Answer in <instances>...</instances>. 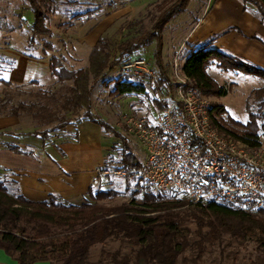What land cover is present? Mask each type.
Here are the masks:
<instances>
[{"label": "trees", "instance_id": "obj_1", "mask_svg": "<svg viewBox=\"0 0 264 264\" xmlns=\"http://www.w3.org/2000/svg\"><path fill=\"white\" fill-rule=\"evenodd\" d=\"M241 1L246 9L253 7L264 27V0ZM26 2L34 17L29 37L30 44L34 45L38 37L52 36L46 10V2L50 1ZM190 2L172 0L169 6H166L167 1L163 2L151 29L122 42L118 46L119 57L115 60L110 42L104 37L94 45L86 68L69 70L58 57H51V74L57 79L55 90L24 91L23 86L0 80L4 86L0 92V117L27 116L36 125L33 133L2 130L0 140L12 138L19 142L30 139L48 144L52 138L65 134L68 127L91 122L121 141V147L113 144L107 156L110 155L117 172H125L128 178L134 176L142 162L134 156L129 142L93 113L94 90L107 70L155 42L154 57L159 68L157 86L159 90L166 89L171 93L177 85L169 80L162 65L163 34L173 18L187 10ZM212 41L184 46L181 70L188 80V87L204 96H228L229 89L220 86L209 74L212 66L223 72L262 80V88L253 91L247 99L248 122L245 125L235 123L239 131L223 124V116L227 113L223 105L212 104L210 110L211 123L222 136L250 149H260L264 135V68L211 48ZM113 94L137 97L148 93L144 85L119 79ZM154 105L161 113L170 103L167 99H154ZM1 147L17 154H33L19 143L7 141ZM111 152L119 159H115ZM139 181V191L132 192L130 201L109 206L102 202L118 196L114 189L96 193L90 190L91 201L77 205L68 204L55 195H49L45 201H33L19 193L12 194L6 180L0 177V249L19 264H203L209 246L222 244L228 235L240 243L253 239L257 258L250 264H264V209L250 211L214 202L190 205L175 195L168 198L151 193L152 186L141 179ZM113 241L120 242L127 252L124 253L123 249L106 250ZM97 246H103V249L94 261L92 250Z\"/></svg>", "mask_w": 264, "mask_h": 264}, {"label": "rangeland", "instance_id": "obj_2", "mask_svg": "<svg viewBox=\"0 0 264 264\" xmlns=\"http://www.w3.org/2000/svg\"><path fill=\"white\" fill-rule=\"evenodd\" d=\"M47 3V25L52 30L51 37H38L34 45L30 44V25L34 20L33 13L26 0H0V55L8 49H18L29 57H43L49 59L58 57L63 65L69 70L86 68L89 64V56L96 42L104 37L111 46L113 59L119 57L118 46L125 40L149 31L154 19L160 13V6L167 1L169 6L172 0H49ZM169 1V2H168ZM208 0H191L187 10L173 18L163 34L162 65L167 71L169 80L178 84L186 80L181 71L184 46L181 47L180 38H183L204 12V6H199ZM253 9V7H252ZM156 44L153 42L149 47L139 51L130 59H144L147 62L150 74L141 75L137 70L127 71L124 68V59L119 65L107 70L105 77L96 85L93 94V113L106 121L128 142L134 156L142 162L144 151L127 124L131 117L136 119L153 120L158 115L154 105V99L160 101L167 99L172 104L174 90L170 93L166 89H158L157 78L159 68L154 57ZM3 58L0 56V64ZM0 66V72L2 70ZM263 68V67H262ZM220 86L229 89L226 97L217 98L204 96L210 104L223 105L227 113L223 116V124L230 129L239 131L235 123L245 125L249 116L246 112V102L253 91H259L262 80L244 74L223 72L215 66L208 70ZM119 79L131 81L146 87L147 96H116L113 94ZM57 79L51 77L38 84L23 85L22 90L38 92L39 90H55ZM4 86L0 82V92ZM105 133V132H104ZM111 146L121 147V141L113 135L105 133ZM17 143L15 139L1 140ZM25 141L20 144L23 145ZM262 149L264 150V135L261 137ZM28 149L30 146L27 145ZM115 159H119L116 153L111 152ZM110 155L100 173L99 182L95 183L92 191H108L114 189L118 196L102 202L109 206H118L131 199L132 192L139 191V178L136 174L127 177L116 174V165L111 163ZM107 166V167H106ZM106 171L109 173L106 174ZM144 182V181H143ZM12 194H17L18 189L14 182L6 180ZM145 183V182H144ZM151 193L157 194L153 189ZM171 198V195L167 196ZM180 199L184 200L181 196ZM91 201L89 195L80 199L77 203ZM261 209H264L261 208ZM256 244L253 239L245 242H237L228 235L222 244L209 246L204 257L203 264H250L257 258ZM103 246H97L92 250L93 260L100 254ZM123 249L120 242H110L106 250L115 251Z\"/></svg>", "mask_w": 264, "mask_h": 264}, {"label": "crops", "instance_id": "obj_3", "mask_svg": "<svg viewBox=\"0 0 264 264\" xmlns=\"http://www.w3.org/2000/svg\"><path fill=\"white\" fill-rule=\"evenodd\" d=\"M200 18L183 38L185 45H201L212 41L211 48L239 56L264 68V27L252 7L246 9L241 0H208ZM180 16V15H179ZM178 18V16H177ZM0 80L23 86L43 82L53 77L50 59L29 57L12 48L1 52ZM17 134L33 133L36 125L30 117H0V131ZM100 126L82 122L68 127L65 134L51 139L48 144L37 140L15 141L22 148L30 146L32 155L14 153L1 147L0 177L11 180L18 193L33 201H45L55 195L68 204L84 199L95 183L111 149ZM28 149V147L26 148ZM0 264H19L0 249ZM36 264H51L39 262Z\"/></svg>", "mask_w": 264, "mask_h": 264}, {"label": "built area", "instance_id": "obj_4", "mask_svg": "<svg viewBox=\"0 0 264 264\" xmlns=\"http://www.w3.org/2000/svg\"><path fill=\"white\" fill-rule=\"evenodd\" d=\"M124 68L151 73L144 59H129ZM176 85L172 104L153 120H127L144 151L136 176L156 193L182 196L190 205L263 208L264 150L222 136L211 123L210 102L187 79Z\"/></svg>", "mask_w": 264, "mask_h": 264}]
</instances>
